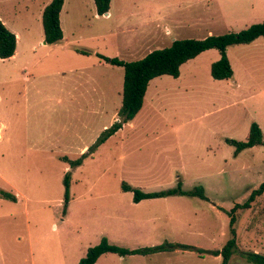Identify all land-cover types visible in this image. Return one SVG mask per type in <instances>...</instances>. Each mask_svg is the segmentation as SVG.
<instances>
[{"label":"rangeland","instance_id":"374dc122","mask_svg":"<svg viewBox=\"0 0 264 264\" xmlns=\"http://www.w3.org/2000/svg\"><path fill=\"white\" fill-rule=\"evenodd\" d=\"M44 1V0H43ZM40 0H3L0 13L23 36L16 55L0 59V264H77L102 237L133 249L165 241L220 250L231 237L228 211L264 180V146L233 155L225 138L245 140L256 122L264 136V37L231 45L233 70L215 80L208 49L174 78L149 81L135 117L94 151L117 120L123 68L95 54L133 61L174 39H202L264 22V0H65L63 38L43 43ZM25 41V37H27ZM40 40V41H39ZM87 153L82 164L71 167ZM69 174L64 205L63 177ZM202 186L208 200L167 196L135 203L122 182L143 192ZM236 248L228 264L264 254V194L235 209ZM113 257V258H112ZM100 264H220L191 249L117 256Z\"/></svg>","mask_w":264,"mask_h":264},{"label":"trees","instance_id":"16d2710c","mask_svg":"<svg viewBox=\"0 0 264 264\" xmlns=\"http://www.w3.org/2000/svg\"><path fill=\"white\" fill-rule=\"evenodd\" d=\"M63 1L64 0H51L42 11L41 24L43 29V41L47 44L59 42L63 38V32L59 20ZM93 3L97 15H103L108 12L110 0H93ZM260 36L264 37V22L251 24L247 28L238 32L208 35L202 39H174L169 46L152 50L144 57L133 61H123L115 57H106L91 49L77 47L75 50L78 53L87 55L95 54L101 60L111 65L121 66L124 71L122 99L117 111V120L99 134L94 144L88 150L91 152L94 151L107 138L116 133L123 124L130 122L135 117L143 105L149 81L153 78L162 75H169L176 78L180 74V66L182 64L195 58L201 52L214 48L218 50L220 57L218 60L211 63L210 75L215 80L229 79L233 76V70L226 55V48L230 45L250 43ZM15 49L16 35L0 20V59H9L14 55ZM225 142L234 147L233 155L237 156L244 149L257 145L264 146V136L259 125L256 122H252L249 126L245 140L238 141L225 138ZM86 156L87 153H82L76 160H68L66 157H62V159L68 162L71 167H77L82 164V161ZM69 178L68 173L63 177L64 205H67L69 201ZM121 188L123 191H131L133 193V201L135 203L142 199L161 198L173 195L197 196L203 200H208L202 186H195L191 190H183L180 181H178L177 186L174 188L154 192H143L137 188L131 187L125 182H122ZM261 194H264V180L256 189L251 191L249 197L244 203L235 204L230 211H228L229 231L231 237L220 250H201L196 249L191 245L171 243L167 241L150 247L129 249L111 244L106 237H102L96 245L87 249L85 255L79 259L77 264H94L97 258L106 252L115 253L119 256H126L133 254L148 255L156 252L173 251L176 249L195 250L198 252L199 256L205 253L216 256L220 255V264H228V261L236 248L234 229L236 219L234 214L235 209L238 207L248 208L256 196ZM0 196L14 201L16 199L14 195L2 190H0ZM241 255L252 264H264V254L262 253L247 251L242 252Z\"/></svg>","mask_w":264,"mask_h":264},{"label":"crops","instance_id":"0c3cea01","mask_svg":"<svg viewBox=\"0 0 264 264\" xmlns=\"http://www.w3.org/2000/svg\"><path fill=\"white\" fill-rule=\"evenodd\" d=\"M51 0H40V3H41V6L39 7V13H40V17L42 15V11L44 9V7L50 2ZM65 1V0H64ZM64 1H63V5H64ZM0 2H3V0H0ZM63 5H62V8L60 10V14H59V19L61 17V12H62V9H63ZM109 15V11L105 14V16H108ZM0 20L3 22V24L10 30L12 31L15 35H16V49H15V53L12 57H14L16 55V52L19 48V45H20V42L23 40V36L21 34V32H19L18 29H15L13 26H11V24H9V22L6 20V18L3 17V15L0 13ZM60 26H61V22H60ZM262 37V36H260ZM28 36L25 37V41L27 40ZM259 37H257L256 39H254L253 41H251L250 43L252 42H255ZM40 41V40H39ZM250 43H247V44H250ZM231 46V45H230ZM229 47V46H228ZM227 47V48H228ZM226 48V50H227ZM205 51H208V50H205ZM204 52V51H203ZM202 53V52H201ZM198 56V55H197ZM10 57V58H12ZM232 78V77H231ZM229 78V79H231ZM223 80H228V79H223ZM148 87V86H147ZM147 90V89H146ZM146 93V92H145ZM145 97V96H144ZM144 102V101H143ZM143 106V105H142ZM142 108V107H141ZM254 147V146H253ZM252 148V147H251ZM248 149V148H247ZM19 195L15 194V198H17ZM149 199H154V198H149ZM142 200H145V199H142ZM140 200V201H142ZM139 201V202H140ZM133 255H139V254H133ZM112 256H117L118 259H120L121 261H124L126 257L128 256H132V255H126V256H119L118 254H115V253H111V252H106V253H103L101 254L96 262L94 264H100V262L105 259V258H111ZM143 256V255H142ZM113 258V257H112Z\"/></svg>","mask_w":264,"mask_h":264},{"label":"water","instance_id":"95a60500","mask_svg":"<svg viewBox=\"0 0 264 264\" xmlns=\"http://www.w3.org/2000/svg\"><path fill=\"white\" fill-rule=\"evenodd\" d=\"M106 14V13H105ZM43 43H45L44 41H43Z\"/></svg>","mask_w":264,"mask_h":264}]
</instances>
